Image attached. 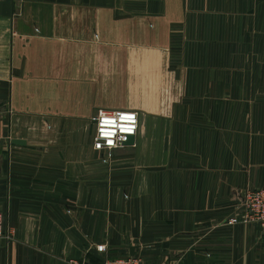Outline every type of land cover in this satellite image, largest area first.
Returning a JSON list of instances; mask_svg holds the SVG:
<instances>
[{
	"label": "crops",
	"instance_id": "0c3cea01",
	"mask_svg": "<svg viewBox=\"0 0 264 264\" xmlns=\"http://www.w3.org/2000/svg\"><path fill=\"white\" fill-rule=\"evenodd\" d=\"M98 108L137 113L107 161ZM255 186L264 0H0V264H264Z\"/></svg>",
	"mask_w": 264,
	"mask_h": 264
},
{
	"label": "built area",
	"instance_id": "2783aa9c",
	"mask_svg": "<svg viewBox=\"0 0 264 264\" xmlns=\"http://www.w3.org/2000/svg\"><path fill=\"white\" fill-rule=\"evenodd\" d=\"M93 124L91 147L102 152L101 159L107 161L114 148L123 146L128 135H134L137 127V113L127 108H98L90 115ZM130 144H133L131 142ZM237 206L241 208L237 215L230 216L226 222L252 221L264 232V186L245 187L237 191ZM1 221V215H0ZM97 252L103 253L97 264H145L134 255L126 254L109 257L105 254V244H94ZM66 264H92L84 257L66 259ZM156 264H169L161 261Z\"/></svg>",
	"mask_w": 264,
	"mask_h": 264
},
{
	"label": "water",
	"instance_id": "95a60500",
	"mask_svg": "<svg viewBox=\"0 0 264 264\" xmlns=\"http://www.w3.org/2000/svg\"><path fill=\"white\" fill-rule=\"evenodd\" d=\"M132 137H133L132 135H128V136H127V139H126V141H125V143H130V142L132 141ZM12 142H19V139H14V140H12ZM122 246L126 247V248L128 249V252H129L130 254H132V250H133V248H134L133 245L122 244Z\"/></svg>",
	"mask_w": 264,
	"mask_h": 264
}]
</instances>
